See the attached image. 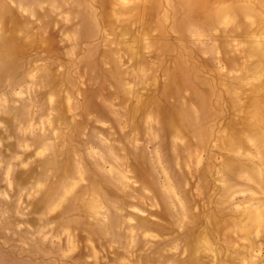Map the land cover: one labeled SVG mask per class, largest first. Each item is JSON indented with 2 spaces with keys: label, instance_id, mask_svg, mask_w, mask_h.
Masks as SVG:
<instances>
[{
  "label": "rangeland",
  "instance_id": "1",
  "mask_svg": "<svg viewBox=\"0 0 264 264\" xmlns=\"http://www.w3.org/2000/svg\"><path fill=\"white\" fill-rule=\"evenodd\" d=\"M0 264H264V0H0Z\"/></svg>",
  "mask_w": 264,
  "mask_h": 264
}]
</instances>
